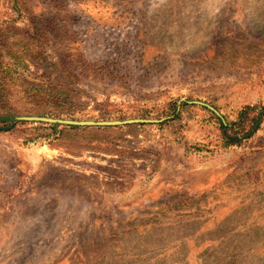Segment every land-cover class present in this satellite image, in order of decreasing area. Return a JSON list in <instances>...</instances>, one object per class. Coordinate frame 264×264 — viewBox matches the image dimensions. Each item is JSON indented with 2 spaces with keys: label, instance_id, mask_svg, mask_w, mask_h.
<instances>
[{
  "label": "rangeland",
  "instance_id": "rangeland-1",
  "mask_svg": "<svg viewBox=\"0 0 264 264\" xmlns=\"http://www.w3.org/2000/svg\"><path fill=\"white\" fill-rule=\"evenodd\" d=\"M0 63L70 90L0 133V264H264V0H0Z\"/></svg>",
  "mask_w": 264,
  "mask_h": 264
},
{
  "label": "trees",
  "instance_id": "trees-1",
  "mask_svg": "<svg viewBox=\"0 0 264 264\" xmlns=\"http://www.w3.org/2000/svg\"><path fill=\"white\" fill-rule=\"evenodd\" d=\"M0 74L6 75V76H15L16 80L21 79L20 81H18L21 84H17L16 82H14L13 86L21 85L23 87V88L20 87V90L15 92V97H14L13 91L12 90L9 91L10 89L9 87L7 88L6 85L0 84V133H4V132L15 133L17 131H21L20 124H22V122H19L17 120V117L26 114V112H30L29 114H32V115L36 114L40 116L55 113V111H52L51 109H42L41 111H35V112L26 111V109H21V107L17 105V99H16L17 94L19 92L25 94V96H28V97L30 96L35 97L39 95L41 91L45 94V96H47L49 92V94H51L52 97H54L57 101L63 102L62 103L63 105L67 104V99H68L67 94H68V91H70L69 89H65L62 87H52V86L51 87L47 86L46 88H44V87H39L37 85H33L31 83H26V81H24L22 76L18 73L17 66L13 65L12 63H0ZM8 79H10L11 81V79H14V78L9 77ZM72 107L73 106H71V108L69 109H64V111H59L56 114H65V115L71 114L72 112L75 111V109ZM220 123L225 128L226 132L234 131V127L224 124L221 121ZM258 126H259V122L255 121L245 133L241 134L242 136H240L237 139H234L236 138V136L233 137L231 142L236 143L237 141H239L238 139H241L243 137H249L258 128ZM109 127L111 126H103L102 128L100 127L92 128L91 126L80 128L78 126H72V127H69V129L103 130V129H109ZM32 130H37V129L33 128ZM44 130H46V128H44ZM234 133L237 134L236 131ZM35 136H45V135H33L32 137H30L29 135L28 136L29 138L26 137V139L32 140V139H35ZM19 137H21L20 134H19Z\"/></svg>",
  "mask_w": 264,
  "mask_h": 264
},
{
  "label": "water",
  "instance_id": "water-1",
  "mask_svg": "<svg viewBox=\"0 0 264 264\" xmlns=\"http://www.w3.org/2000/svg\"><path fill=\"white\" fill-rule=\"evenodd\" d=\"M27 119L32 121H42L49 123H61L65 125H77V126H114L119 124H128V123H139L146 122L148 120L143 119H128L124 121H91V120H72V119H58V118H50V117H39V116H31L27 117Z\"/></svg>",
  "mask_w": 264,
  "mask_h": 264
}]
</instances>
